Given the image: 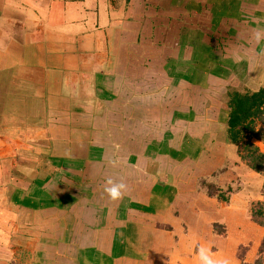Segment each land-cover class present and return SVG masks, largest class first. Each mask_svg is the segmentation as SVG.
Segmentation results:
<instances>
[{
  "label": "crops",
  "instance_id": "obj_1",
  "mask_svg": "<svg viewBox=\"0 0 264 264\" xmlns=\"http://www.w3.org/2000/svg\"><path fill=\"white\" fill-rule=\"evenodd\" d=\"M261 29L264 0H0V264H255L228 102L264 89Z\"/></svg>",
  "mask_w": 264,
  "mask_h": 264
},
{
  "label": "trees",
  "instance_id": "obj_2",
  "mask_svg": "<svg viewBox=\"0 0 264 264\" xmlns=\"http://www.w3.org/2000/svg\"><path fill=\"white\" fill-rule=\"evenodd\" d=\"M228 106L230 108L229 116V132L232 140L239 143L241 140V128L253 117L260 115L261 108L264 107V89L257 93L231 92L229 94ZM249 154L243 155V158H250L253 161L255 168H260L264 164V155L258 152V149L253 144L247 145ZM254 218L264 224V212L262 209H257L254 212ZM264 253V243L262 245V254ZM261 258L256 264H261Z\"/></svg>",
  "mask_w": 264,
  "mask_h": 264
},
{
  "label": "clouds",
  "instance_id": "obj_3",
  "mask_svg": "<svg viewBox=\"0 0 264 264\" xmlns=\"http://www.w3.org/2000/svg\"><path fill=\"white\" fill-rule=\"evenodd\" d=\"M254 38L259 42L264 39V29L254 32ZM115 165V162H112ZM127 191V184L124 181H114L112 178L105 180L103 188L104 194L112 200L117 201L123 199L124 194ZM197 264H232V261L228 257L217 256L212 252L210 246L200 245L197 249Z\"/></svg>",
  "mask_w": 264,
  "mask_h": 264
},
{
  "label": "built area",
  "instance_id": "obj_4",
  "mask_svg": "<svg viewBox=\"0 0 264 264\" xmlns=\"http://www.w3.org/2000/svg\"><path fill=\"white\" fill-rule=\"evenodd\" d=\"M241 140L239 142L240 152L242 155L249 154L247 151V145L253 144L254 139H260L264 141V107L261 108L260 115L251 118L242 128H241ZM253 146H255L253 144ZM256 148V147H255Z\"/></svg>",
  "mask_w": 264,
  "mask_h": 264
},
{
  "label": "rangeland",
  "instance_id": "obj_5",
  "mask_svg": "<svg viewBox=\"0 0 264 264\" xmlns=\"http://www.w3.org/2000/svg\"><path fill=\"white\" fill-rule=\"evenodd\" d=\"M261 258V264H264V253L262 254V252H261V255H260V257H259V259ZM256 264V263H255Z\"/></svg>",
  "mask_w": 264,
  "mask_h": 264
}]
</instances>
